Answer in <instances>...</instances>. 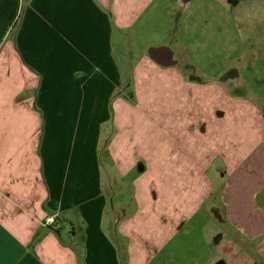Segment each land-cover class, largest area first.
Here are the masks:
<instances>
[{
    "label": "crops",
    "instance_id": "crops-1",
    "mask_svg": "<svg viewBox=\"0 0 264 264\" xmlns=\"http://www.w3.org/2000/svg\"><path fill=\"white\" fill-rule=\"evenodd\" d=\"M158 2L0 0V264H264L260 103L244 99L241 108L225 84L223 118L210 108L214 117L202 133L189 125L194 109L189 115L177 96L163 91L176 110L160 112V127L174 137L146 126L145 109L130 104L126 85L138 80L132 72L154 56L124 79L113 33L142 27ZM183 53L173 58L179 77L209 81L200 76L202 67L187 69ZM149 92L140 95L145 108ZM209 92L206 98L216 102L217 93ZM182 95L190 106L189 95ZM110 121L114 125H105ZM158 149L162 203L169 195H177V203H166L154 230L148 171L133 174ZM201 157L208 163L204 186ZM113 163L122 169L120 178L135 179L138 210L120 204L119 183L108 170ZM120 209L125 215H115ZM55 214L60 228L45 223Z\"/></svg>",
    "mask_w": 264,
    "mask_h": 264
},
{
    "label": "rangeland",
    "instance_id": "rangeland-1",
    "mask_svg": "<svg viewBox=\"0 0 264 264\" xmlns=\"http://www.w3.org/2000/svg\"><path fill=\"white\" fill-rule=\"evenodd\" d=\"M141 22L142 27L140 28L135 26L121 30L115 29L112 46L113 57L120 71L123 72L124 79H128L129 70L136 67L138 62H145L154 56L151 62L137 67L138 69L136 68L132 72L135 80L137 79L136 74H138V80L127 83L126 87H129V90H125L133 102L128 99L130 104L135 105L138 110L141 107L143 111L145 109L144 118L148 121L146 126L153 123L154 127H158V134L175 136L174 133H166V129L161 131L160 127V112L169 106L176 110L175 104L161 98L164 95L162 92L167 90L170 95L172 94L171 97L177 96L176 98L181 100V104H179L181 110L185 108L186 111H189V115L195 111L193 119L189 120V125L191 124L190 126L194 130L198 128L202 133H206L209 120L212 116L214 117L213 109L210 111V108L216 107L217 117L223 118L221 112L224 101L229 98L224 93L225 84L232 89L236 96H232L233 103H239L242 108L241 104L245 103L244 99H249L255 106H257V102L260 103L264 109V0H159L155 10L151 12L150 16L148 14L144 16ZM158 51L164 52L163 55L159 54L158 56ZM165 52L173 57L169 59L165 56ZM183 52H185V57L182 55L180 60L187 61L185 64L187 69L191 70L196 66L202 67L200 76L209 81L191 84L179 77V68L176 67L177 63L173 58L179 57L184 54ZM139 77L144 79L140 81ZM171 88L175 93H171ZM145 90L150 91L151 95L148 99L149 102L146 101V103L148 102L146 108L142 106L140 97L142 91L145 92ZM209 90L217 93L216 102H209L206 98L210 93ZM232 91L229 92L232 93ZM182 93H185V98L186 95H189L187 99L191 103L190 106L186 105ZM117 97L123 99L120 95ZM115 100L116 97L111 98L109 108L113 118H115ZM151 106L153 107L152 111H150ZM192 109L194 110L192 111ZM105 125H114V123L110 121ZM151 155V161L147 159V154L133 176H136L143 168L148 171L145 187L147 190L150 188L156 199L154 201L151 199L154 209H152L149 220L154 230H158L162 208L168 207L167 204H176L177 195L167 196L166 201L162 203V187H160L162 154L158 149L155 154ZM124 157L125 155H120L119 159H125L126 157ZM207 165L204 157H201L198 170L202 175V186L206 183L204 182L206 179L204 171ZM221 165L220 160L214 163L213 168L211 167L208 171V176L213 178L215 168L220 169ZM123 166L124 164H122ZM110 168L108 167L109 172H113L117 179L116 183H119L115 184L120 189L121 195L117 196L120 204H124L127 212L138 210L137 200L139 201V198L138 189L134 183L135 179L133 180V177L120 178L121 174L119 173L122 172V169L119 163H113V167ZM153 169L155 177L151 178L149 176L150 173H153ZM259 201L264 204V191L260 194ZM207 204L209 206L210 201ZM126 211L120 209L115 212V215H125ZM169 213L175 215L171 210ZM141 220L149 222L144 217H141ZM149 231L147 230V232Z\"/></svg>",
    "mask_w": 264,
    "mask_h": 264
},
{
    "label": "built area",
    "instance_id": "built-area-1",
    "mask_svg": "<svg viewBox=\"0 0 264 264\" xmlns=\"http://www.w3.org/2000/svg\"><path fill=\"white\" fill-rule=\"evenodd\" d=\"M45 223L47 225H51V226H54L55 228H60V221H59V215L58 214H55V215H49L47 218H46V221Z\"/></svg>",
    "mask_w": 264,
    "mask_h": 264
},
{
    "label": "trees",
    "instance_id": "trees-1",
    "mask_svg": "<svg viewBox=\"0 0 264 264\" xmlns=\"http://www.w3.org/2000/svg\"><path fill=\"white\" fill-rule=\"evenodd\" d=\"M57 232H59V231H57Z\"/></svg>",
    "mask_w": 264,
    "mask_h": 264
}]
</instances>
